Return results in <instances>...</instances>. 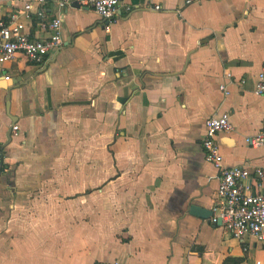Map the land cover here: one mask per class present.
<instances>
[{"label": "crops", "instance_id": "1", "mask_svg": "<svg viewBox=\"0 0 264 264\" xmlns=\"http://www.w3.org/2000/svg\"><path fill=\"white\" fill-rule=\"evenodd\" d=\"M27 1L0 0L1 19L43 38L42 17L61 15L64 44L39 66L0 63V264H264V242L190 212L219 185L210 115H231L225 166L264 165L244 140L264 130V0H121L108 30L76 2L26 17Z\"/></svg>", "mask_w": 264, "mask_h": 264}, {"label": "built area", "instance_id": "2", "mask_svg": "<svg viewBox=\"0 0 264 264\" xmlns=\"http://www.w3.org/2000/svg\"><path fill=\"white\" fill-rule=\"evenodd\" d=\"M49 1L56 2L61 8L76 2L95 10L103 19L106 30L109 29L121 2V0H29L20 11L29 17L34 3L42 5ZM148 6L155 11L161 9L163 5L161 0H149ZM61 24V15L52 18L42 17L38 26L41 30H48V33L45 37L38 38L25 30L18 12L9 14L5 20L0 17V63L4 64L22 56L29 64L42 65L50 54L64 44ZM226 76L232 78L229 72ZM245 82L246 79L241 78L237 83L242 86ZM219 88L223 93H228L225 84H219ZM252 90L264 96V62ZM230 121L231 115L226 111L210 115L205 120V130L201 138L205 160L214 164L218 170L219 185L212 200L209 219L211 223L227 228L234 238L244 240V237H250L255 241L264 242V165L223 164V154L215 136L221 131L231 130ZM16 129L17 125L13 124L12 130ZM244 140L252 146H264V130L248 134ZM3 154V148L0 146V172ZM93 264L120 263L117 260H100Z\"/></svg>", "mask_w": 264, "mask_h": 264}, {"label": "water", "instance_id": "3", "mask_svg": "<svg viewBox=\"0 0 264 264\" xmlns=\"http://www.w3.org/2000/svg\"><path fill=\"white\" fill-rule=\"evenodd\" d=\"M10 89H11V87L8 88V91H7V94H6V110H8V106H9ZM8 112H9V110H8ZM11 120L13 121L15 119H12L11 118ZM11 131H12V127H10L8 129V132H7L8 140H10V133H11ZM190 212L192 214L199 215V216H202V217H208V215L211 214V211L210 210H206L205 208H201L199 206H194V205L191 206Z\"/></svg>", "mask_w": 264, "mask_h": 264}, {"label": "trees", "instance_id": "4", "mask_svg": "<svg viewBox=\"0 0 264 264\" xmlns=\"http://www.w3.org/2000/svg\"><path fill=\"white\" fill-rule=\"evenodd\" d=\"M237 259H227L226 261H225V264H237Z\"/></svg>", "mask_w": 264, "mask_h": 264}]
</instances>
